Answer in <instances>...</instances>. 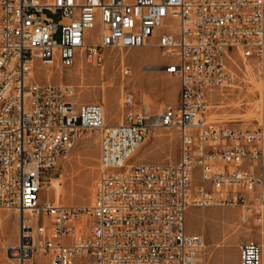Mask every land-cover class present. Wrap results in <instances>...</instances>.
<instances>
[{"label": "built area", "instance_id": "2783aa9c", "mask_svg": "<svg viewBox=\"0 0 264 264\" xmlns=\"http://www.w3.org/2000/svg\"><path fill=\"white\" fill-rule=\"evenodd\" d=\"M155 37L175 57L164 71L180 82L179 102L159 114L136 110L126 92L123 123L106 125L103 103H78L74 85L29 80L36 63H101L108 49ZM234 52L259 64L255 129L211 118L219 90L235 81ZM131 71L123 65L121 78ZM157 128L179 130V161L131 164ZM91 131L100 133L91 205L41 200L43 170ZM211 207H239L243 223L264 219V0H0V210L19 215L5 264H195L205 239L187 230V211ZM239 264H263L262 245L243 243Z\"/></svg>", "mask_w": 264, "mask_h": 264}, {"label": "rangeland", "instance_id": "374dc122", "mask_svg": "<svg viewBox=\"0 0 264 264\" xmlns=\"http://www.w3.org/2000/svg\"><path fill=\"white\" fill-rule=\"evenodd\" d=\"M47 16L60 19L50 11ZM98 29L91 32L96 37ZM157 37L149 44L135 49H108L101 63L78 60L74 67L61 70L58 66L36 63L33 81L51 84H71L76 87L78 103L100 102L106 112V125L124 120L128 107L124 95L131 92L136 110L147 106L153 114H159L167 105L179 102V78L164 71V65L175 57L166 56L156 45ZM230 67L235 81L228 88L220 89L215 97L217 105L211 118L222 125L240 129L261 126V80L259 64L255 58H245L242 53L231 55ZM123 65L131 68V76L122 79ZM258 102V103H257ZM180 132L177 128L152 129L130 163L169 162L180 159ZM100 133L91 131L83 135L67 158L51 170H43L40 191L41 200L57 205L88 207L93 201V185L99 174ZM54 178H62L59 194L50 190ZM196 173V181H198ZM247 215L239 207L190 208L186 215L187 230L204 236L205 246L196 264H226L222 254L240 259V247L246 241L260 244L264 235L263 221H241ZM18 217L13 210H0V264L8 263L5 245L13 244L17 236ZM243 242V243H242Z\"/></svg>", "mask_w": 264, "mask_h": 264}, {"label": "bare ground", "instance_id": "6f19581e", "mask_svg": "<svg viewBox=\"0 0 264 264\" xmlns=\"http://www.w3.org/2000/svg\"><path fill=\"white\" fill-rule=\"evenodd\" d=\"M44 65H51V64H44ZM34 66H35V64H34ZM34 66H33V68H32V70H31V72H30V75H29V80L30 81H33L32 79L34 78ZM220 92H221V90H220ZM258 103V102H257ZM215 107H217V105H211L210 107H209V109L212 111L213 109H215ZM258 107L261 109V107H262V102H261V100L259 101V104H258ZM105 120H106V112H105V117H104V123H105ZM123 119H121L120 121H119V123H123ZM61 182H62V178H60V179H55L54 181H53V186H54V188H55V190H56V193L57 194H59L60 192H61ZM42 189V188H41ZM55 204V203H54ZM55 205H57V204H55ZM17 217H18V221H19V215H18V213H17ZM261 221H263V219H261ZM17 228H18V226H17ZM203 250V249H202ZM7 258V257H6ZM7 260H8V263H12L13 262V260L12 259H9V258H7ZM196 264V263H195Z\"/></svg>", "mask_w": 264, "mask_h": 264}, {"label": "crops", "instance_id": "0c3cea01", "mask_svg": "<svg viewBox=\"0 0 264 264\" xmlns=\"http://www.w3.org/2000/svg\"><path fill=\"white\" fill-rule=\"evenodd\" d=\"M55 179H60V178H54L52 180L51 186L48 187V189H47L48 192L50 190H52V191H54L56 193V190H55V188L53 186V181ZM189 232H191V231H189ZM259 242L262 245V249H263V264H264V235L261 237V239H260ZM222 259L226 260V264H239V258L237 260H235L232 255H229V252L228 251H227L226 255L224 253L222 254Z\"/></svg>", "mask_w": 264, "mask_h": 264}]
</instances>
